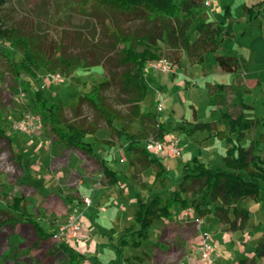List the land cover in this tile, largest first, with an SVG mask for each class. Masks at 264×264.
Here are the masks:
<instances>
[{
  "label": "rangeland",
  "instance_id": "obj_1",
  "mask_svg": "<svg viewBox=\"0 0 264 264\" xmlns=\"http://www.w3.org/2000/svg\"><path fill=\"white\" fill-rule=\"evenodd\" d=\"M68 2V0H6L0 14V21L6 27L15 24L22 30L24 27L31 28L40 38L42 47L50 48L58 42L66 49L75 51L78 37L95 40L101 35L102 26L96 19L68 8L70 5ZM243 2L250 3L251 0H214L211 8H208L210 10L198 12V20L223 21L226 7L231 9L234 35L224 41L217 54L233 55L240 51L248 57L245 47L237 49L239 42L247 39L241 33L245 25L241 20ZM255 31L256 29H253L252 32ZM193 32L194 27H191L187 32L190 40L193 39ZM5 52H10V56ZM215 54L207 55L204 67L211 70L214 81L224 80L226 82L228 79L221 76L222 71L219 70L220 67L214 60ZM183 56L184 53L181 56L182 68L177 69L179 67L173 65L171 69L170 74L172 75L176 71L175 78H171L170 74L161 75L152 70L147 71L148 91L141 103L142 110L152 111L156 103L161 101L162 111L156 113V119L166 125L167 131L164 132V136H174L181 143L182 154L180 157L159 156L163 164L170 169V173L165 174L166 186L162 188L159 184L153 183L154 168H147L137 173L136 168L130 167L129 161L134 159L135 154L127 150L124 137H112L113 144H100L96 146V151L98 157L107 159L112 167L119 171V183L113 187L103 188L101 187L103 176L96 159L77 149L57 148L54 150L53 134L44 116L32 107L30 90L39 89L42 83H46L45 89H43L45 96L53 102L62 100L66 106L65 114L70 117L68 106L75 103L78 96L89 89L91 83L110 77L109 70L120 71V67L115 66L116 54H111L101 65L88 68L81 65L71 66L68 75L57 70L56 73H59L62 78L56 83L43 79L47 73L43 69L39 70L38 78L30 82L27 81L28 77L23 74L20 81L24 82L29 89L24 91L9 71L10 61L15 63L20 61L21 50L12 48L8 41L0 40V125L12 137L13 147L30 156V163L26 160L21 164L16 163L5 140L0 139V207L5 206V203L14 195L26 196L28 210L36 215L44 230L49 233H55L57 228L63 225L75 212L80 214L83 224L80 237L64 242L77 251L87 253L88 264H111L112 260L105 263L104 260L114 257L115 242L112 241L114 234L104 227L101 217L103 215L105 217L112 209L120 208L119 204L123 202V197L131 194V199L135 200L137 196H146L152 193L168 194L180 177V165L193 155H201L210 167L222 165L221 159L227 148L225 142L221 144L220 140L207 136V132L197 131L193 136L187 137L171 130L181 122L193 123V108L196 109L199 121H211L220 117L218 107L220 102L215 103L217 100L212 98L210 101L205 96L206 86L200 65L198 63L190 64L187 56ZM185 65H190V68H184ZM214 68L219 71L216 72ZM166 77L170 78L163 81V78ZM160 81L163 84V90L161 88L159 91L157 83ZM180 81H182V87L179 85ZM190 85L196 86L192 91H185V87ZM208 86L211 88V85ZM106 96L107 101L115 109L119 110L126 119H130L128 113L131 104L126 101L127 96L121 90L119 83H115L106 91ZM243 97L245 100L254 98L248 94H244ZM171 105L175 108L172 109ZM227 108H230L231 112L236 110L232 106ZM27 112H32L42 125L38 133L27 134L14 127L15 121L21 119ZM84 112L86 115L92 116L90 108L85 107ZM133 125L137 127L138 123ZM221 125H225V123L221 122ZM145 127L150 128V124L147 123ZM255 132L256 130L248 132L247 137L243 140V145L248 143ZM97 134L100 137L108 138V128H101ZM152 136L153 134L149 133V137L152 138ZM87 138L90 137L87 136ZM262 145L264 147V143ZM221 150L224 152L222 153ZM70 156H74L75 160H70ZM122 156L125 157L124 161L120 160ZM133 175H136L137 179L133 178ZM100 189H106V200L101 201L103 197L99 198L97 191ZM85 199L91 200L89 206L84 204ZM254 203L246 198L239 204L249 209L250 225L255 224L256 220L264 216V198L257 204ZM128 204L130 205L131 202L124 204L123 210L129 214ZM134 209L135 205L132 206V211ZM194 217V214L184 215L181 210H177L170 222L155 221L150 227L149 239L138 248L125 247V254L141 255L143 250H150L151 254L147 257V264H180L187 258H191L195 264H204L199 260L198 252L204 230L200 226L201 223L192 220ZM132 219L130 215V221H127L128 223L125 225L118 221L112 222V225L120 230L129 222L131 223ZM257 228H254L253 237L249 242L250 254L254 248L253 242L257 238L260 239L262 234L261 228L260 230ZM237 237H240L239 234L228 238L225 249L230 250L231 245L240 246L237 245L240 242ZM242 239L243 237L240 240L242 241ZM35 240V232L29 224H19L16 228L9 225L3 226L0 231V264H58L60 255L50 251L54 243L63 241L62 238L58 240L52 234L38 245L34 244ZM105 243V248L108 247L111 251L102 248L101 245ZM246 247L245 242H242L241 249L244 250ZM222 250L220 247H216V252L209 264H218L223 259H227L225 254L221 259L220 256L217 257L219 254L222 255ZM246 254L244 256L249 255ZM94 259L95 263H93ZM223 261L221 264H232L233 260L224 263ZM261 264H264V259Z\"/></svg>",
  "mask_w": 264,
  "mask_h": 264
},
{
  "label": "trees",
  "instance_id": "obj_2",
  "mask_svg": "<svg viewBox=\"0 0 264 264\" xmlns=\"http://www.w3.org/2000/svg\"><path fill=\"white\" fill-rule=\"evenodd\" d=\"M68 1V8L101 24L99 38L89 40L78 37L75 51L66 49L58 42L47 48L42 47L40 38L31 28L24 27L22 30L15 24L6 27L0 21V40L8 41L12 48L21 50L20 61L9 62L12 77L24 91H28L24 82L20 81L23 74L28 77V82L38 78L40 69L47 73L59 70L68 75L71 66L88 68L101 65L111 54H116L115 66L120 67V71L109 70L110 77L91 83L89 89L68 106L70 117L65 114L63 101H51L43 89L30 90L31 105L44 116L54 143L79 149L90 157H95L94 145L112 144V137L123 136L127 150L135 154L129 166L136 168L137 173L154 168L153 183L164 188L167 184L165 174L170 173V169L158 155L143 145L150 138L149 133L153 134L152 138L161 139L167 131L166 125L157 121L153 111L141 109L148 91L147 64L165 57L173 65H179L182 53H186L190 64L201 63L207 53H215L222 40L232 35L231 23L198 20L196 13L208 8L204 0ZM5 3L6 0H0V14ZM228 11L227 6L225 19L229 16ZM191 27H194L192 40L187 35ZM5 54L10 56V52ZM214 59L222 71L235 72L240 68L237 56L215 54ZM115 83H119L127 96L126 101L131 104L128 113L130 119H126L107 101L106 91ZM85 107L92 110V116L85 114ZM221 118L227 124L225 131L215 130L213 122L195 119L193 123L181 122L171 129L185 136L206 130L209 135L224 139L230 145L222 158V165L210 167L193 155L180 165V177L168 194L137 196L131 224L119 232L110 229L116 233L115 258L111 264H143L144 255H126L124 248L140 247L149 239L150 227L155 221L171 218L177 210L188 207L197 217L214 216L227 231L236 232L245 228L250 211L239 206V201L245 198L259 201L264 197V149L260 145L264 134L252 139L247 147L242 145V141L250 128L264 124V117L247 118L243 113L233 116L226 111L221 113ZM134 123H138L137 127H134ZM147 123L150 128L145 127ZM103 127L108 128L109 136L106 139L97 136ZM0 139L5 140L10 148L13 160L21 164L24 155L15 150L12 137L1 125ZM98 161L105 184L117 185L119 171L103 158ZM133 178L137 179V176L133 175ZM17 224L32 226L36 235L35 245L53 234L45 231L40 220L28 210L24 195H14L5 206L0 207V231L5 225L14 228ZM50 252L60 255L58 264H88L85 253L64 241L54 243ZM263 258L264 229L252 257L241 258L237 264H260L258 260Z\"/></svg>",
  "mask_w": 264,
  "mask_h": 264
},
{
  "label": "crops",
  "instance_id": "obj_3",
  "mask_svg": "<svg viewBox=\"0 0 264 264\" xmlns=\"http://www.w3.org/2000/svg\"><path fill=\"white\" fill-rule=\"evenodd\" d=\"M260 2H262V3H260ZM242 5H243L242 6L243 7V11H242V15H241V20L243 21V24H245V25H244V29L241 30V33H242V35L245 36L244 38H247V39L245 41H243V42H239V44L237 46V49H242L243 47H245L246 50H247V53H248V57L245 56L239 50H237V51H239V52H237V54L228 55V56H237L239 58V60H240L239 61L240 68L237 71H235V72H225V71H222L219 68V70L222 71L221 76H223V78H227L228 81H226V82L224 80L214 81L212 76H211V70L205 69V67H204V63H205V61L207 59V55L210 54V53H207L205 55L203 62L198 63L200 65V70L202 71L203 80H204V83H205V86H206L205 96L210 101L213 98L214 100H217V101H215V103L216 102H220V105H218V107L220 109V117L218 119H216V120L205 121V122H213L215 130H220V131L227 130V124H226L225 120H223L221 118V113L222 112H226L227 111L230 114H232L233 116L238 115L239 113H243L245 115V117H247V118L264 117V36H263V34H264V0H251L250 3L243 2ZM208 8H211V7H208ZM208 10H210V9H208ZM205 11H207V10H205ZM228 12H229V16H228L227 19H225L224 15H223V22H226V23L230 22L231 23L232 35H234V32H233V25H234L233 22H234V20L231 17V9L230 8H229ZM196 15H197V18H198V12L196 13ZM206 21H210V20H206ZM220 21H222V20H219V21L216 20L214 22H220ZM253 29H256V31L254 33L252 32ZM232 35H230V36H232ZM230 36H227V37H225L222 40V42L220 43L219 48L215 52L216 54H217L218 50L220 49L221 45L224 43V41ZM184 56H187L186 53H184ZM181 61H182V57H181L179 65H177L179 67L177 69L182 68V62ZM188 61H189V59H188ZM194 64H196V63H194ZM184 68H190V65H185ZM148 70H150V69H148ZM215 70H216V72L219 71L218 69H215ZM160 74L161 75H169L170 72H168V73H160ZM176 75H177L176 71H175V74H173V75L170 74L171 78H173V77L175 78ZM167 78L169 79L170 77L163 78V81H165ZM185 81L195 82V81H192V80H185ZM181 83H182V81L179 82L180 87H182ZM207 84L211 85V88ZM195 86H191V85L190 86H186L185 87V91H192ZM157 88H158L159 91H160L161 88L163 90V84H161V81L157 83ZM244 94L251 95V97H254V98H252V100H245V98L243 97ZM229 106L235 107V109H236L235 112H231L230 108H227ZM243 107H246V108H243ZM171 108L173 109L175 107L173 105H171ZM152 111L156 114L155 108H153ZM192 112H193V115H194L193 116V122H194V119L199 121L198 120V115L196 113V109L193 108ZM221 122L222 123L224 122L225 125H221ZM216 125H217V128H216ZM189 126H191V124ZM250 130H256V132H255L254 136L252 138H250V140L248 141V143L246 145H243V141H242V145L245 146V147H247L249 145V143H250V141L252 139H257L259 134H264V124H261V125H259L257 127H252V128H250L248 130V132ZM199 132H207V131L203 130V131H199ZM248 132L246 133V137H247ZM194 134H192L191 136H193ZM207 134H208V132H207ZM97 136L100 137L98 134H97ZM191 136H187V137H191ZM207 136H209V137L212 136V138L214 137L215 139H218L213 134H211V135L208 134ZM163 137H165V136H163ZM100 138H105V137H100ZM87 139H90V138H87ZM218 140H220L221 144H223V142H225L226 143L225 147H227V148L229 147L230 144L227 143L224 139H218ZM263 143H264V140L260 144L262 149H264V147H262ZM52 144H53V147L55 148L54 150H56L57 148H64V149H70V150L76 149V148H66L63 145H58V144L54 143V139L52 140ZM102 144H105V143H102ZM98 145H100V144H98ZM98 145H94L95 157H91V158L96 159V161L99 163L98 160L100 158H103V157H98L97 156L96 146H98ZM13 146H14V141H13ZM222 147L224 148V145H222ZM227 148H226V150H227ZM77 150H79V149H77ZM226 150H225V152H224V150H221V152L222 153L224 152V155H225L226 154ZM17 151H19V150H17ZM19 152H21V151H19ZM22 154L24 155V160L22 162H24L25 160L28 162L29 159H30V156L28 154H26V153H23V152H22ZM196 156H198L199 158L202 159L201 155H196ZM69 158H70V160H73V161L75 160L74 156H70ZM103 159H105V158H103ZM105 160L107 161V159H105ZM29 163H30V161H29ZM99 166H100V163H99ZM111 167H112V165H111ZM100 168H101V173H102V167L100 166ZM102 176H103V174H102ZM118 177H119V174H118ZM101 182H102L101 183V187H103V188L116 186V185H112V186L106 185L105 181H104V178H103V181H101ZM97 193L99 195V198L103 197L101 199V201L107 199V197L105 196L106 189L105 190L104 189H100V190L97 191ZM125 194H127V193L125 192ZM20 195H22V194H20ZM25 198L27 199L26 196H25ZM263 198L264 197H262L259 201H255V200H253L251 198H247V199L250 200V201H254L255 202L254 204H257ZM122 200H123V202L122 203L120 202L121 204H119L121 206L120 208L112 209L110 211V213L105 215V217H104V215L102 217L100 216L101 219L103 220L104 227L111 233H113V232L110 229H113L116 232H119V231L122 230V228L119 230L116 227H114L112 225V222L118 221L119 223H124V225H125V223H128L127 221H130V215L132 216L133 212L135 211V209L132 211V206L135 205V200H134V198L131 199V194L130 195L127 194V196L123 197ZM243 200L244 199H241L239 201V204ZM245 200H246V198H245ZM129 202H131L130 205L128 204L131 214L130 213L128 214V213H126L123 210L124 207H125L124 204L129 203ZM254 206H256V205H254ZM27 208H28V199H27ZM194 216L195 217L192 220L196 222L195 218H200L201 219V225L200 226L202 227V229L210 234L211 239H212V241H213V243L215 244L216 247H220V249H223L222 250L223 251L222 255L219 254L217 256V257L220 256V259L222 257H224L225 255L227 256V259H225V260L223 259L224 261L222 260L223 263L224 262H228V260L229 261L233 260L232 264H237V261L239 259H241V258L252 257L254 248L252 250V254H250L251 250L249 248V242L251 241V239L253 237L252 232L254 231V228L258 227L257 228L258 230H260V228H261L262 231L260 230V232L263 234V229H264V227H263L264 218L263 217L264 216H262L258 220H256L255 224L250 225L251 222L249 223V221H250V215H249V219H248V221H247V223L245 225V228L242 231H236V232H231V231L225 230L224 225H222L217 220V218H215L214 216L209 215V216L197 217L195 214H194ZM173 217L168 218V219H163V220L170 222V220ZM122 219H125V220H122ZM132 221H133V219H132ZM204 222H205V224H203ZM129 224H131V223L129 222ZM18 225L19 224H17L15 226V228ZM261 225H262V227H261ZM125 227L126 226H124V228ZM81 233H82V231H81ZM81 233H80V235H81ZM113 234L114 235H112V237H113L112 241L115 242L116 233H113ZM238 234H239L240 237L239 238L237 237L238 238L237 240H239L241 243L238 242L237 245H240V246L231 245L232 247H231L230 250L225 249V248H227L226 247L227 246V244H226L227 239L235 237ZM262 234H261V237H262ZM241 237H243L242 241L240 240ZM261 237H260V239H261ZM260 239L257 238V240L255 242H253V244H252L253 247H255L256 243ZM242 242H245V244L247 246L244 250L241 249ZM105 245H106V243L101 245L102 248L107 250V251H109L110 248H108V247L105 248ZM79 252H82V251H79ZM234 252H236V253L234 254ZM83 253H85V252H83ZM85 254L87 255V253H85ZM150 254H151L150 250H147V251L143 250L142 251L141 255L145 256V261L143 262V264H147V262H148L147 257ZM245 254L246 255L249 254V255L248 256H244ZM232 255H234V256H232ZM241 255H243V256H241ZM114 258H115V252H114V257L113 258L111 257L108 260H104V263L107 262V261L113 260ZM187 259L192 261L191 258H187ZM263 259L258 260L260 264L262 263ZM221 262L220 263L218 262V264H221ZM93 263H95V259H94ZM102 263H103V261H102ZM84 264H87V263L84 262ZM226 264H229V263H226Z\"/></svg>",
  "mask_w": 264,
  "mask_h": 264
},
{
  "label": "built area",
  "instance_id": "obj_4",
  "mask_svg": "<svg viewBox=\"0 0 264 264\" xmlns=\"http://www.w3.org/2000/svg\"><path fill=\"white\" fill-rule=\"evenodd\" d=\"M214 0H204V3L207 7H210L213 4ZM173 64L165 57H160L154 60H151L147 64V68L156 72V73H168L171 72ZM44 80H50V82L56 83L62 77L59 73H46L43 76ZM46 83H42L39 89H45ZM162 110V103L159 101L155 105L156 113H159ZM14 127L20 130L23 133L32 134L38 133L42 125L36 120L32 112H27L23 115L21 119H18L14 123ZM143 145L151 153L158 156H166L168 158L180 157L182 154L181 143L174 136L163 137L161 139L149 138L143 142ZM121 161L125 160V157L120 158ZM84 204L89 206L91 204L90 199H85ZM184 215L193 214V209L191 207L181 210ZM197 223H201L200 218H195ZM82 220L81 215L74 213L70 218L60 227L57 228L56 232L53 233V236L58 240L71 241L78 239L82 231ZM199 260L204 264H209L212 261L213 255L216 252V246L213 243L211 236L208 232L203 231L202 238L198 247ZM180 264H195L194 261L187 259L186 261L180 262Z\"/></svg>",
  "mask_w": 264,
  "mask_h": 264
}]
</instances>
